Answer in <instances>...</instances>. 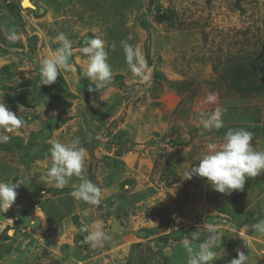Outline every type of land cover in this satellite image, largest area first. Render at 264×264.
<instances>
[{
  "label": "rangeland",
  "instance_id": "1",
  "mask_svg": "<svg viewBox=\"0 0 264 264\" xmlns=\"http://www.w3.org/2000/svg\"><path fill=\"white\" fill-rule=\"evenodd\" d=\"M10 2L15 12L6 7ZM0 26L7 34L15 28L21 37L0 47V99L25 120L17 134H9V143L0 144V181H23L12 207L5 211L0 205V264H130L122 247L115 252L107 241L93 249L80 229L65 234L73 244L60 240L59 225L68 214L58 211L72 210L70 187L81 181L72 177L64 189L48 183L49 149L76 136L89 151L85 167L93 183L100 162L121 167L124 146L140 147L153 164L149 176L131 170L114 185L112 198V187L95 183L102 192L96 218L104 224L110 212L143 196L151 210L158 208L156 230L129 232L143 241L145 252L133 249L142 256L138 264H187L182 241L213 222L222 235L214 264H230L238 252L247 255L249 226L264 219V172L230 195L215 191L206 178L187 179L185 172L198 164L208 143H222L229 129L251 131L253 146L264 151V0H0ZM60 33L72 41L69 63L75 71L62 70L53 84L41 86V61L61 46L54 42ZM94 36L105 41L113 81L90 92L96 82L84 78L87 56L81 49ZM124 41L147 61L146 82L125 62ZM209 93L215 103L206 102ZM217 107L227 109L224 127L204 130L198 114ZM91 129L100 140H89ZM44 196L52 225L40 227L41 220L47 223L40 209ZM29 208L34 215L14 218Z\"/></svg>",
  "mask_w": 264,
  "mask_h": 264
},
{
  "label": "clouds",
  "instance_id": "2",
  "mask_svg": "<svg viewBox=\"0 0 264 264\" xmlns=\"http://www.w3.org/2000/svg\"><path fill=\"white\" fill-rule=\"evenodd\" d=\"M7 39L10 43H15L20 36L13 30ZM131 39V37H129ZM60 42V47L50 56L41 61L40 77L41 86L51 85L56 80L61 71H75L69 63V58L73 54V44L65 34L60 33L54 38V42ZM125 53V62L129 66L134 77L141 82H146L149 70L147 61L138 47H133L127 41L122 42ZM81 51L87 56V68L84 78L95 81V87L89 86V91L100 90L110 85L113 81L112 67L108 62L109 53L105 48V41L99 37L85 40V46ZM217 97L214 93H209L206 102L215 103ZM226 108L217 107L212 112L201 111L198 114L199 123L206 131H219L224 127L223 115ZM25 125V120L14 114L6 106L3 99H0V144H7L11 141L12 135ZM254 134L244 128L229 129L222 138V143L210 142L207 144V151L200 158L198 164L191 169H187L185 175L191 179L193 175L206 178L211 187L222 194L230 195L233 190H243L246 179L256 178L264 172V151H258L253 146ZM93 139L89 135V140ZM94 139L100 140L97 134ZM51 157V167L47 169L45 179L58 189H64L69 185L72 177L80 179L70 195L77 201H83L92 206L99 207L101 204L102 192L91 180L83 179L85 172L86 149L81 146L80 137L76 136L68 143L54 142L49 149ZM22 180L17 183L0 181V205L5 211L14 204ZM12 221V219L10 220ZM219 222L208 224L203 230H196L190 234V239L182 241L188 254L187 264H214L218 259L214 250L222 243V235L216 225ZM226 223V222H225ZM200 228V227H199ZM198 228V229H199ZM250 228L254 231L264 233V221L253 223ZM80 231L87 233L84 243L89 244L93 249L103 247L110 236L104 230L103 222L97 220L91 225L82 224ZM11 235V232L9 233ZM203 240L198 248H194L192 242ZM238 258H233L230 264H247L248 257L243 252L237 253Z\"/></svg>",
  "mask_w": 264,
  "mask_h": 264
},
{
  "label": "crops",
  "instance_id": "3",
  "mask_svg": "<svg viewBox=\"0 0 264 264\" xmlns=\"http://www.w3.org/2000/svg\"><path fill=\"white\" fill-rule=\"evenodd\" d=\"M10 29V28H9ZM15 31V28H11L10 31H8V34L5 32L4 29L1 28L0 26V47H7V46H12L14 43H10L7 39V36L10 34V32ZM21 38V37H20ZM64 77V74H63ZM69 84V83H68ZM70 85V84H69ZM139 141L138 139H136ZM140 142V141H139ZM131 147H123L121 148L123 151L128 150L127 153H124L121 156V167L119 169H113L112 167L108 168V165L105 162H100L98 167L96 168L93 166V174L95 172L99 173L100 175L97 176V181H99L100 184L102 185H108V187H112L113 190L110 192L109 197L111 196L114 197L116 194V190L114 188V185H119L121 184V181L127 176V174H131V170H137V173H140L143 175L142 172L149 173L148 176L150 175V172L153 171V164L151 163V160L149 159V156L147 153H143L140 149V147H136L135 149H130ZM99 150V149H98ZM97 152V156H100V153ZM141 152V154H140ZM89 154V151L86 149V156ZM107 168V169H106ZM102 171V172H101ZM91 173L88 171V167H85V172L83 178L86 180H89L91 177ZM144 176V175H143ZM94 178V177H93ZM79 183L74 182L73 185H71V191L70 193L78 187ZM70 193L69 198H72V210L67 212L63 211L62 209H59V214H68L66 218L62 219L61 224L59 227H63L64 231L61 234V242L67 243L69 245L73 244V240L70 239L71 236L65 235L67 232H77L79 231L80 227L82 224H89L91 225L94 221H97L98 219L96 218V212H97V207L89 205L87 203H84L83 201H77L75 200ZM48 198H51L49 195L47 196ZM46 196L41 198V203H40V209L45 213L42 212L46 219V224L44 221H40V227H47L51 226L52 220L49 218V213L44 210L45 204L43 203V200L47 198ZM116 198V197H115ZM53 200V199H52ZM148 200L150 198L146 199L144 196L136 203L134 206L125 208L121 210L120 212H110V216L107 218V222L103 226H106L105 231L108 232V235L110 236V239L108 240L111 243L110 247H114L113 250L115 251L116 248L120 249L121 247L124 249L125 254L128 257V261H130V264H138L142 260V256L138 253H134L133 249L139 248L141 249L142 252H145L144 245L142 244L143 241H138V239L133 235L130 234L131 229H137L139 227H144L146 226L147 228H151L153 230H156V227L158 226V220L160 218V214H158V208L153 206V209L148 205ZM56 204L54 203L53 206ZM38 206V205H35ZM30 215L29 213L22 212L21 215H17L14 218L19 220L22 217H27V216H32L33 214V208H29ZM33 209V210H32ZM32 210V213H31ZM244 209H240V212H243ZM38 211H36V214ZM34 215V214H33ZM48 215V216H47ZM146 215L151 216V215H157L156 218L153 219H147ZM39 216V215H38ZM37 218L39 219V217ZM238 216H243V214H238ZM64 217V216H63ZM76 218V219H74ZM35 219V217H34ZM77 220V222H76ZM100 221V220H99ZM259 221H264L262 220H254L253 223H258ZM102 222V221H101ZM251 223L250 226L253 224ZM49 224V225H48ZM146 224V225H145ZM200 225H203L200 223ZM207 226L206 224H204ZM249 226V232H250V240L247 245H245L247 248L245 249V252H247V264H264V234H260L258 231H254L250 228ZM198 230H203V229H198ZM152 230H150L151 232ZM86 236L87 234L84 233ZM150 236V234L148 235ZM147 236V237H148ZM202 240L196 241L194 243L199 244ZM135 244V245H134ZM133 245V246H132ZM196 246V245H195ZM117 252V251H115ZM246 254V253H245ZM144 264H150V261H145ZM152 264H158L157 261L152 260Z\"/></svg>",
  "mask_w": 264,
  "mask_h": 264
},
{
  "label": "trees",
  "instance_id": "4",
  "mask_svg": "<svg viewBox=\"0 0 264 264\" xmlns=\"http://www.w3.org/2000/svg\"><path fill=\"white\" fill-rule=\"evenodd\" d=\"M6 7L9 9V10H11L12 12H15V8H16V4L15 3H7L6 4ZM85 38H87V37H85ZM230 60H235V58H231ZM90 132H92V134L91 135H93V140H92V142H95L96 141V139H94V137L96 136V133H94V131L91 129L90 130ZM93 147H94V145H90V152L93 150ZM195 230V229H194ZM189 231L191 232V230L189 229ZM201 240H203V236L201 237ZM144 261V260H143Z\"/></svg>",
  "mask_w": 264,
  "mask_h": 264
},
{
  "label": "water",
  "instance_id": "5",
  "mask_svg": "<svg viewBox=\"0 0 264 264\" xmlns=\"http://www.w3.org/2000/svg\"><path fill=\"white\" fill-rule=\"evenodd\" d=\"M139 235H142V232L141 233H138Z\"/></svg>",
  "mask_w": 264,
  "mask_h": 264
},
{
  "label": "bare ground",
  "instance_id": "6",
  "mask_svg": "<svg viewBox=\"0 0 264 264\" xmlns=\"http://www.w3.org/2000/svg\"><path fill=\"white\" fill-rule=\"evenodd\" d=\"M24 1H27V0H24ZM24 3V2H23ZM24 5V4H23Z\"/></svg>",
  "mask_w": 264,
  "mask_h": 264
},
{
  "label": "built area",
  "instance_id": "7",
  "mask_svg": "<svg viewBox=\"0 0 264 264\" xmlns=\"http://www.w3.org/2000/svg\"><path fill=\"white\" fill-rule=\"evenodd\" d=\"M4 208V207H3Z\"/></svg>",
  "mask_w": 264,
  "mask_h": 264
}]
</instances>
